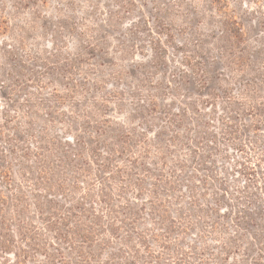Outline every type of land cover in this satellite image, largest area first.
I'll list each match as a JSON object with an SVG mask.
<instances>
[{
  "label": "rangeland",
  "instance_id": "obj_1",
  "mask_svg": "<svg viewBox=\"0 0 264 264\" xmlns=\"http://www.w3.org/2000/svg\"><path fill=\"white\" fill-rule=\"evenodd\" d=\"M92 115L130 132L132 150L147 147L148 167L175 182L159 197L175 223L160 232L168 250L151 235L163 220L152 199L137 201L162 263L264 264V0H0V170L31 201L24 146L42 132L60 148L72 134L87 142Z\"/></svg>",
  "mask_w": 264,
  "mask_h": 264
},
{
  "label": "trees",
  "instance_id": "obj_2",
  "mask_svg": "<svg viewBox=\"0 0 264 264\" xmlns=\"http://www.w3.org/2000/svg\"><path fill=\"white\" fill-rule=\"evenodd\" d=\"M17 41L22 43L21 39ZM93 46L91 43L89 48L92 50ZM16 81L13 86L19 87L21 84ZM73 87L75 92L77 85ZM54 93L59 95L57 91ZM106 101L103 98V106ZM27 113L26 118L33 119V114ZM92 117H83L87 125H97L87 142L80 134H72L66 138L67 142L70 137L74 140L67 144L70 148H60L53 136L48 139L42 132L31 140L35 149L24 146L19 176L27 183L32 202L25 186L14 179L11 167L6 165L0 170V179L6 188L15 186L9 195L0 192V264H138V261L165 264L163 253L158 255L160 252L149 244L147 232L138 230L142 209L137 201L145 195L152 199L149 203L152 212L163 220L149 222L157 228L151 235L159 249L168 250L167 235L160 232L171 233L175 223L168 218L166 206L159 202V197L163 189L169 195L175 182L148 167L147 147L132 150L130 132L110 133L107 124L100 126ZM162 153L159 148L155 156L158 160H152L151 164L163 163ZM117 158L128 163L115 164ZM92 164L99 172H92ZM148 173L155 180L149 189L145 186ZM81 183L86 184L83 190ZM58 193L72 198L63 203ZM178 213L181 218L185 217L184 212ZM114 241H118L117 245ZM141 249L146 251L145 255ZM102 254L104 258L99 259ZM177 258L181 260V256ZM178 259L171 264H177Z\"/></svg>",
  "mask_w": 264,
  "mask_h": 264
}]
</instances>
